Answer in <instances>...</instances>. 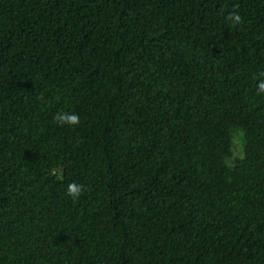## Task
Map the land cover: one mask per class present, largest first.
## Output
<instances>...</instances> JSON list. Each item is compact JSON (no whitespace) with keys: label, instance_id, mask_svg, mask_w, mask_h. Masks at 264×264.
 <instances>
[{"label":"trees","instance_id":"obj_1","mask_svg":"<svg viewBox=\"0 0 264 264\" xmlns=\"http://www.w3.org/2000/svg\"><path fill=\"white\" fill-rule=\"evenodd\" d=\"M261 72L264 0H0V264H264Z\"/></svg>","mask_w":264,"mask_h":264},{"label":"clouds","instance_id":"obj_2","mask_svg":"<svg viewBox=\"0 0 264 264\" xmlns=\"http://www.w3.org/2000/svg\"><path fill=\"white\" fill-rule=\"evenodd\" d=\"M226 21H228L233 27L242 25L244 23L243 17L239 14L238 6H233L232 12L226 16ZM256 79L258 80V94L264 93V72L259 73ZM41 99H43V97H41ZM53 119L54 122L61 127H78L80 125V117L74 111H59L54 115ZM85 191L86 189L83 184L71 182L67 185L66 195L73 201H77Z\"/></svg>","mask_w":264,"mask_h":264},{"label":"rangeland","instance_id":"obj_3","mask_svg":"<svg viewBox=\"0 0 264 264\" xmlns=\"http://www.w3.org/2000/svg\"><path fill=\"white\" fill-rule=\"evenodd\" d=\"M233 143H234V148H233L234 157L231 160V163H233V161H235L236 158H241L243 156L244 137L242 132L237 131L234 133Z\"/></svg>","mask_w":264,"mask_h":264}]
</instances>
